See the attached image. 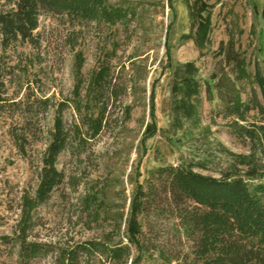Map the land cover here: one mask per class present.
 Returning a JSON list of instances; mask_svg holds the SVG:
<instances>
[{
    "label": "rangeland",
    "instance_id": "rangeland-1",
    "mask_svg": "<svg viewBox=\"0 0 264 264\" xmlns=\"http://www.w3.org/2000/svg\"><path fill=\"white\" fill-rule=\"evenodd\" d=\"M112 1L136 10L127 25L72 23L59 15L44 14L37 30L39 49L18 44L4 52L0 45V66L2 73L8 74L3 77L6 91L0 95V264H22L14 239L21 198L37 185L57 106L65 104L67 126H73L78 118L72 109L77 55L83 60L84 89L94 70L101 65L109 68L103 86L104 128L81 147L73 141L60 156L58 167L66 180L38 209L32 240L65 246L113 234L116 241L126 242L133 193L154 169L202 164L205 168L198 165L197 172L218 177L231 165L228 152H250L249 145L232 133L231 119L222 115L216 90L209 99L206 89L213 86L214 76L224 66L220 43H227L231 36L238 42L248 70L254 72L259 64L264 71V24L260 17L264 0H211L215 4L213 29L210 42L201 50L187 37L190 30L184 0ZM186 62H195L199 68L204 87L202 106L196 126L184 121L176 129L169 111L172 69ZM239 86L246 103L253 89L260 94L252 84ZM46 99H50L48 109L42 104ZM78 101L82 108L88 104L84 99ZM89 191L98 194L94 206L100 213L97 221L81 202ZM145 222L146 244L174 242L171 219L150 216ZM4 236L9 241L3 240ZM28 264H54V257H39ZM139 264L174 263L149 253Z\"/></svg>",
    "mask_w": 264,
    "mask_h": 264
},
{
    "label": "trees",
    "instance_id": "trees-1",
    "mask_svg": "<svg viewBox=\"0 0 264 264\" xmlns=\"http://www.w3.org/2000/svg\"><path fill=\"white\" fill-rule=\"evenodd\" d=\"M0 45L4 52L18 44L39 49L37 34L44 14L67 18L72 23L97 22L110 26L128 24L136 10L112 0H0ZM211 0H184L190 34L198 49L210 42L213 29ZM174 11V6L171 4ZM264 24V7L260 12ZM219 54L223 63L214 76V84L206 93L213 99V89L222 105V115L231 119L232 133L249 145V154L228 152L229 168L218 177L195 170L202 164L159 166L148 175L145 184L138 185L131 199L126 219V242L116 241L113 234L102 240H88L73 245L53 246L32 240L38 209L48 203L56 190L65 183V172L58 167L60 156L70 149L73 141L79 147L96 139L103 131L106 119L104 83L109 68L101 65L94 70L84 89L83 60L77 55L74 73L73 112L78 116L73 126L64 119V103L54 116L49 141L42 154L38 182L33 192L21 198V214L15 230V242L22 264L52 255L54 264H139L144 255L157 254L174 264H264V71L259 64L248 70L238 42L231 36L221 42ZM0 66V95L5 93L6 77ZM257 86L248 103L242 99L239 83ZM169 111L172 127L180 129L184 121L196 126L200 119L203 85L195 62L177 63L171 77ZM29 98V96H28ZM80 99L88 103L85 108ZM50 106V99L42 104ZM2 107V106H0ZM25 137L24 134L21 136ZM24 151V147L22 148ZM83 151V150H82ZM78 159L81 153L77 154ZM97 193L82 197L83 209L99 219ZM150 216L172 221L174 242L146 244V222ZM9 241L8 236L2 238ZM173 241V240H172ZM188 244V245H187Z\"/></svg>",
    "mask_w": 264,
    "mask_h": 264
}]
</instances>
